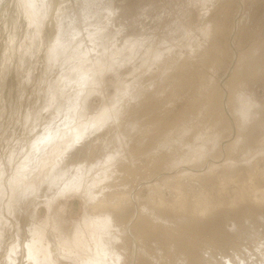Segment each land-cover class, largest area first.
Here are the masks:
<instances>
[{"label":"bare ground","instance_id":"bare-ground-1","mask_svg":"<svg viewBox=\"0 0 264 264\" xmlns=\"http://www.w3.org/2000/svg\"><path fill=\"white\" fill-rule=\"evenodd\" d=\"M19 1L25 6L27 17L39 15V9H33V3H40L42 0ZM215 2L208 12L203 28L209 45L202 44L203 48L199 46L200 49L194 53L192 51L189 57L182 56L178 50L172 48L156 53L151 65L156 64L159 69L153 73L156 76L145 79V92L141 89L145 93L143 97L141 93L142 99H138L134 93L136 100L131 97L133 101H128L131 99L128 96L129 90L123 94L118 93L112 104L105 106L93 117L79 121V97L75 96L73 101L68 99L70 101L67 106L59 109L49 121L42 122L38 128H32L27 138L28 145L25 141L21 149L24 154L28 146L30 150L27 156H22L24 162L16 163L23 171L19 182L24 188L27 187L25 199L32 202V207L27 208H32L33 212L39 202H43L51 212V204L58 196L68 192H80L88 200L94 213H87L83 217L71 239L60 233L53 219L51 231L55 242L48 237L45 225L34 226L27 222L30 219H20L21 232H26L27 235L18 234L17 243L11 244L7 254L1 251L5 242H0V264L6 255L4 264H88L99 251L95 236L105 224L108 226L109 236L103 241L104 251L114 264H186L188 261L190 264H264V218L258 212L264 206V171L257 170L256 163L253 166L250 162L248 167L246 163L245 168L242 165L241 171L238 167L239 178H234L237 185L230 202L232 205H250L251 214L247 215L251 216L250 222L246 223L241 215L236 218V213L233 216L214 213V208L225 202L223 198L216 201L211 194L204 191H200L193 198L187 209L180 197L172 207L178 210L185 208L182 210L192 215L189 218L165 219L167 216L164 213L159 211L162 213L160 214L143 204L126 210V213L117 211L119 199L125 197L123 193H131L138 184L133 180V173L139 172L138 174L145 177V169L150 167L176 169V166L179 167L184 162L198 167L209 162L211 153L205 155L200 147V150L193 151L195 146L202 144L207 147L205 149H211L210 152L213 150L214 160L227 156L233 163L230 166L241 163V160L247 162L250 158L264 153V109L261 112L263 107L248 100L244 91L246 82L264 80V33L261 32L262 35L255 38V41L251 40L253 33H256L253 32L255 26L251 23L255 22L259 27H264V0ZM243 5H246V12L239 18L235 36V39L238 37L239 44L236 46L238 50H235L231 43L232 30L237 17L241 15ZM223 54L228 57L225 58L229 59V63L218 77L203 73V69L194 64V58L199 59L200 63L219 73L218 70L224 65H220L218 55ZM185 67H190L186 78L191 82L194 74L197 78L196 85L194 84L191 94L186 93L187 95L175 100L178 85L172 84H178L177 75L182 70L185 73ZM225 76L227 80L224 83ZM168 77L171 80L169 90L164 89L166 94L160 96V87L157 86ZM84 81L81 82L86 85L87 82ZM67 85L70 86V82ZM81 89L79 88V93L82 92ZM141 90L139 89V93ZM172 98L175 105L171 102ZM256 107L261 109L256 110ZM223 127L225 135L221 136L222 131L219 130ZM186 129L190 130L187 132L190 136L187 142L184 141V149L180 145L175 151L173 145L167 150L165 136L170 134L178 138L182 132L186 133ZM215 133L220 134V137L215 136ZM250 137L254 139L252 149L246 146V138ZM152 145L155 149L162 148L163 152L158 155L153 153V156L145 159V149L148 150ZM43 172L45 181L42 186H36V177ZM29 173L32 175L25 181ZM233 175L230 181H235L232 179ZM124 186L129 187V192L124 191ZM174 190L177 191L176 194L181 193L177 186ZM11 192L13 193L12 190ZM24 209L23 205L21 217L24 216ZM98 210L105 213L98 214ZM197 214L202 215V219H198ZM228 220L232 221V227L226 224ZM157 222L162 224L155 231L154 225ZM24 226L27 227L26 230ZM199 230L203 233L198 234ZM198 242L203 247L201 252L199 246H196Z\"/></svg>","mask_w":264,"mask_h":264},{"label":"rangeland","instance_id":"rangeland-1","mask_svg":"<svg viewBox=\"0 0 264 264\" xmlns=\"http://www.w3.org/2000/svg\"><path fill=\"white\" fill-rule=\"evenodd\" d=\"M215 3V0H42L40 3H33V9H39V15L29 18L25 14V6L21 1L0 0V232H2L0 242H5L1 251L7 254L10 247L17 243L18 234L27 235L26 232L25 234L21 232L20 219H30L31 221L27 222L34 226L45 225L48 237L55 242L51 231L53 219L60 233L65 238L71 239L77 226L81 225L83 217L93 212L88 200L80 192H68L63 196H58L51 204V212V209L48 210L43 202H39L33 212L32 208H27L32 207V202L30 199H25L27 187L24 188V185L19 182L23 171L16 163L21 164L23 157L27 156L30 150L28 146L24 154L21 149L25 141L28 145L27 138L32 128H38L42 122L49 121L59 109L62 110L67 106L68 101H73L75 96L79 97L78 114L81 115V118L77 119L79 121L93 117L105 106L112 104L118 93L123 94L129 90V98L132 97L133 100L136 97L140 98L141 93L143 97L145 79L156 76L153 73L159 69L156 64L151 65L156 53L172 48L175 51L178 50L182 56L189 57L191 52L194 53L198 48L200 49L202 44L209 45L203 28L208 12ZM245 9L246 5H243L241 15L237 17L236 25L232 30L231 43L236 48L235 50H238L236 46L239 44L238 37L235 39L239 18L244 15ZM254 23H251L255 26L253 32H256L253 33L251 39L253 41L262 35L261 32L264 33L263 25L259 27L257 23L255 25ZM56 45H58L57 48ZM241 49L243 50L244 46ZM219 56L220 65H224L218 70L219 73H215V70L200 63L199 59L194 58V64L196 63V67L203 69V73L218 77L229 63V59H226L228 57L224 54V57ZM185 68V73L182 70L179 71L182 74L177 75L178 84L175 82L172 84L178 85L175 100L191 94L196 85V76L192 73L194 78L190 82L186 78L190 67ZM84 80L87 82L86 85H84ZM226 80L225 76L223 82L225 83ZM81 81H84V84ZM257 81L246 82L244 91L248 100L263 107L262 109L260 107L261 110L256 107V110L262 112L264 109V80ZM69 82L70 86L67 85ZM170 84V77L160 83L157 86L160 87L158 95L162 96L164 89L168 91ZM79 88H82L81 93H79ZM139 89H144V92L141 90L139 93ZM77 92L80 95H77ZM132 98L128 101H133ZM175 100L174 98L171 100L173 105H175ZM244 100H247L246 97ZM222 129L219 130L222 131L221 136L225 135L223 132L225 128ZM188 131L190 132V130L184 132L186 135H183V132L182 135L179 134L178 136L181 137L178 138L170 134L165 136L167 150H170L173 145L175 151L180 145V148L185 146L184 141L187 142L190 136ZM220 134L215 133V136L220 137ZM246 139H248L246 146L252 149L251 144L254 145V139L252 137ZM153 147L154 145L148 150L145 149V155H147L145 159L153 156V153L158 155L159 152H163L162 148ZM195 147L193 151L201 148L205 155L211 153L208 158L209 162L199 167L184 162L181 164L183 166H176V169L175 167L166 169L150 167L151 169H145V177L138 174L139 172L133 173V180L138 184L131 193H123L125 197L119 199L117 211L126 213L134 207H139L138 204H143L158 213L159 211L164 213L163 215L167 216L165 219L189 218L192 216L191 213H185L182 209L190 207L193 198L200 191H204L206 194H211L216 201L223 198L225 202L216 206L214 213L231 216L236 213V218L241 215L246 223L250 222L251 216L248 217L251 214L250 205L247 203L232 205L230 202L234 197L236 180L239 178L238 167L241 171L243 170L242 165L245 168L246 163V167L256 163L257 170L263 172L264 153L250 158L247 162L241 160V163L230 166L233 163L227 156L214 160L213 150L210 152L211 149H205L207 147L202 144ZM253 153L256 154L255 150ZM208 163L213 165H207ZM232 174H234L232 179L236 180H231V182ZM31 175L32 173H29L24 180H29ZM44 178L45 172L36 177L34 184L42 186ZM176 186L180 188L181 193L176 194L177 191L174 190ZM124 188L125 192H129L128 186ZM179 197L184 200L185 208L178 210L172 207ZM23 205L25 213L21 217ZM258 212L264 218V206H261ZM97 213L103 214L105 211L98 210ZM197 215L198 219H202V215ZM159 224L162 223H155V231ZM226 224L229 227L233 225L231 220H228ZM26 228L24 226V230ZM202 233L203 231H198V234ZM196 246H199V252H201L203 249L201 243L198 242ZM6 258L7 255L3 257L1 264H4L3 260Z\"/></svg>","mask_w":264,"mask_h":264},{"label":"clouds","instance_id":"clouds-1","mask_svg":"<svg viewBox=\"0 0 264 264\" xmlns=\"http://www.w3.org/2000/svg\"><path fill=\"white\" fill-rule=\"evenodd\" d=\"M109 236L108 226L105 224L101 229L96 233L95 243L99 251L97 252L96 257L89 261L88 264H114V262L107 258V254L104 251V239Z\"/></svg>","mask_w":264,"mask_h":264}]
</instances>
